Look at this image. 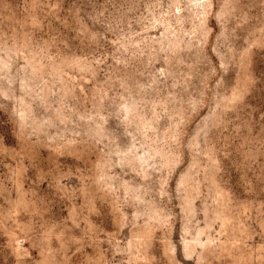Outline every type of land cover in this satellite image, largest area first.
<instances>
[{
	"label": "rangeland",
	"instance_id": "1",
	"mask_svg": "<svg viewBox=\"0 0 264 264\" xmlns=\"http://www.w3.org/2000/svg\"><path fill=\"white\" fill-rule=\"evenodd\" d=\"M0 264H264V0H0Z\"/></svg>",
	"mask_w": 264,
	"mask_h": 264
},
{
	"label": "bare ground",
	"instance_id": "2",
	"mask_svg": "<svg viewBox=\"0 0 264 264\" xmlns=\"http://www.w3.org/2000/svg\"><path fill=\"white\" fill-rule=\"evenodd\" d=\"M198 1V0H197ZM195 2V1H194ZM196 3V2H195ZM198 4H199V2H198Z\"/></svg>",
	"mask_w": 264,
	"mask_h": 264
}]
</instances>
